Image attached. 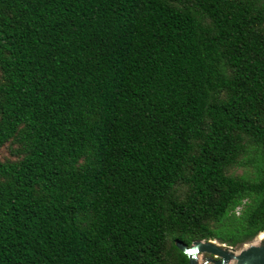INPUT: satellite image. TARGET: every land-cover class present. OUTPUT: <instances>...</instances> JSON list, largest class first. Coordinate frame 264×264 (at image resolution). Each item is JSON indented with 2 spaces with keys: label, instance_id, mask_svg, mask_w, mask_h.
Returning a JSON list of instances; mask_svg holds the SVG:
<instances>
[{
  "label": "trees",
  "instance_id": "trees-1",
  "mask_svg": "<svg viewBox=\"0 0 264 264\" xmlns=\"http://www.w3.org/2000/svg\"><path fill=\"white\" fill-rule=\"evenodd\" d=\"M263 228L264 0H0V264Z\"/></svg>",
  "mask_w": 264,
  "mask_h": 264
},
{
  "label": "water",
  "instance_id": "water-1",
  "mask_svg": "<svg viewBox=\"0 0 264 264\" xmlns=\"http://www.w3.org/2000/svg\"><path fill=\"white\" fill-rule=\"evenodd\" d=\"M174 245L185 253L187 264H264V240L261 238L245 247H232L214 239L194 240L188 245L175 239Z\"/></svg>",
  "mask_w": 264,
  "mask_h": 264
},
{
  "label": "rangeland",
  "instance_id": "rangeland-1",
  "mask_svg": "<svg viewBox=\"0 0 264 264\" xmlns=\"http://www.w3.org/2000/svg\"><path fill=\"white\" fill-rule=\"evenodd\" d=\"M257 239H258V237H254L251 240H249V241H247L245 243H242V245H239L238 247H245L247 244H249L251 242H256ZM204 255H206V254H204ZM198 260L200 261V255H198ZM207 264H213V263L208 262Z\"/></svg>",
  "mask_w": 264,
  "mask_h": 264
},
{
  "label": "clouds",
  "instance_id": "clouds-1",
  "mask_svg": "<svg viewBox=\"0 0 264 264\" xmlns=\"http://www.w3.org/2000/svg\"><path fill=\"white\" fill-rule=\"evenodd\" d=\"M240 214H241V210H240L239 208H237V209H236V215H237V216H240ZM262 234H264V233H262ZM262 234H261V235H262Z\"/></svg>",
  "mask_w": 264,
  "mask_h": 264
},
{
  "label": "snow or ice",
  "instance_id": "snow-or-ice-1",
  "mask_svg": "<svg viewBox=\"0 0 264 264\" xmlns=\"http://www.w3.org/2000/svg\"><path fill=\"white\" fill-rule=\"evenodd\" d=\"M260 238H261L262 240H264V234H262Z\"/></svg>",
  "mask_w": 264,
  "mask_h": 264
},
{
  "label": "bare ground",
  "instance_id": "bare-ground-1",
  "mask_svg": "<svg viewBox=\"0 0 264 264\" xmlns=\"http://www.w3.org/2000/svg\"><path fill=\"white\" fill-rule=\"evenodd\" d=\"M261 234H262V233H260L257 237L260 238V237H261Z\"/></svg>",
  "mask_w": 264,
  "mask_h": 264
},
{
  "label": "flooded vegetation",
  "instance_id": "flooded-vegetation-1",
  "mask_svg": "<svg viewBox=\"0 0 264 264\" xmlns=\"http://www.w3.org/2000/svg\"><path fill=\"white\" fill-rule=\"evenodd\" d=\"M211 263V262H210Z\"/></svg>",
  "mask_w": 264,
  "mask_h": 264
}]
</instances>
